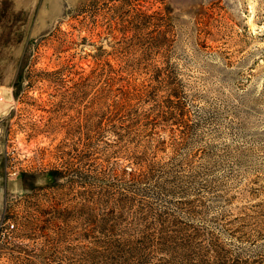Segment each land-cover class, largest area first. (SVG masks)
Instances as JSON below:
<instances>
[{
    "label": "rangeland",
    "instance_id": "374dc122",
    "mask_svg": "<svg viewBox=\"0 0 264 264\" xmlns=\"http://www.w3.org/2000/svg\"><path fill=\"white\" fill-rule=\"evenodd\" d=\"M0 93V264L88 257L119 197L264 264V0H0Z\"/></svg>",
    "mask_w": 264,
    "mask_h": 264
},
{
    "label": "trees",
    "instance_id": "16d2710c",
    "mask_svg": "<svg viewBox=\"0 0 264 264\" xmlns=\"http://www.w3.org/2000/svg\"><path fill=\"white\" fill-rule=\"evenodd\" d=\"M167 101L173 102L171 98ZM146 115L144 125L151 122ZM154 167L148 165L145 172L139 169L128 173L129 178L138 183L143 175L151 177ZM103 203L108 204V200L104 199ZM113 205L101 214L98 225L93 223L97 220L95 217H87L92 225L85 229L82 238L89 244L94 243L97 249L89 247L88 257H79L76 262L72 261L73 264H196L187 258L193 237L181 236V231H169L165 226L166 219L160 214L148 222L149 213L142 210L135 219V226L131 223L117 227L125 221L121 212L115 214V208L121 209L124 205L123 197L116 199ZM93 238L96 241H91Z\"/></svg>",
    "mask_w": 264,
    "mask_h": 264
},
{
    "label": "built area",
    "instance_id": "2783aa9c",
    "mask_svg": "<svg viewBox=\"0 0 264 264\" xmlns=\"http://www.w3.org/2000/svg\"><path fill=\"white\" fill-rule=\"evenodd\" d=\"M0 101H2V95L0 93ZM15 229V225L13 223L7 222L4 228V231L10 232Z\"/></svg>",
    "mask_w": 264,
    "mask_h": 264
},
{
    "label": "crops",
    "instance_id": "0c3cea01",
    "mask_svg": "<svg viewBox=\"0 0 264 264\" xmlns=\"http://www.w3.org/2000/svg\"><path fill=\"white\" fill-rule=\"evenodd\" d=\"M0 196H1V192H0Z\"/></svg>",
    "mask_w": 264,
    "mask_h": 264
}]
</instances>
